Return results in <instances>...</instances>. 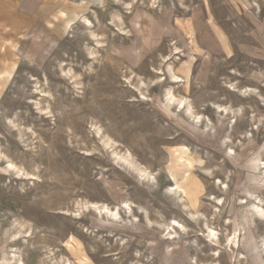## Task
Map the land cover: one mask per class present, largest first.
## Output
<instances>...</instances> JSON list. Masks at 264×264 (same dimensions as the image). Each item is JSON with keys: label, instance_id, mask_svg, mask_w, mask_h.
I'll return each mask as SVG.
<instances>
[{"label": "rangeland", "instance_id": "obj_1", "mask_svg": "<svg viewBox=\"0 0 264 264\" xmlns=\"http://www.w3.org/2000/svg\"><path fill=\"white\" fill-rule=\"evenodd\" d=\"M0 264H264V0H0Z\"/></svg>", "mask_w": 264, "mask_h": 264}, {"label": "bare ground", "instance_id": "obj_2", "mask_svg": "<svg viewBox=\"0 0 264 264\" xmlns=\"http://www.w3.org/2000/svg\"><path fill=\"white\" fill-rule=\"evenodd\" d=\"M93 1V6H94V8H101L103 5H105V4H107L108 2H109V0H92ZM84 23H86V27H88V26H90V29H91V27L93 26V23L90 21V19H88V18H84ZM172 96H174V95H172ZM175 97V96H174ZM174 99L172 98L171 100H170V103H171V105H174V106H176L177 105V107L179 108V109H181V110H183V109H185V106H184V104H185V102H184V100H180L177 104H175L174 103V101H173ZM169 103V104H170ZM222 108V107H221ZM227 110V109H226ZM226 115V114H225ZM201 121H200V119H199V121H197V122H195L196 123V125H197V127H202L201 125H203L202 123H200ZM204 126V125H203ZM209 129V128H208ZM94 206H96V205H94ZM106 209H107V207H106ZM99 210H100V208H99ZM104 210H105V207H104ZM108 212H109V210H108ZM103 213H106V212H103ZM107 217V216H106ZM175 223V225L177 226V225H179L180 226V223H178L177 221H175L174 222ZM174 225V226H175ZM172 227H173V225H172ZM177 228V227H176ZM216 234H215V231L214 230H211L210 231V242H212L211 244H216V242H215V240H216ZM208 237V238H209ZM211 237H213V238H211ZM218 244V243H217Z\"/></svg>", "mask_w": 264, "mask_h": 264}]
</instances>
